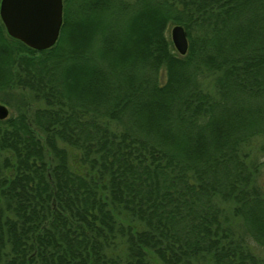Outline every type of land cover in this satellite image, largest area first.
<instances>
[{
	"label": "trees",
	"instance_id": "obj_1",
	"mask_svg": "<svg viewBox=\"0 0 264 264\" xmlns=\"http://www.w3.org/2000/svg\"><path fill=\"white\" fill-rule=\"evenodd\" d=\"M0 95V264H264V0H64L44 51L0 18Z\"/></svg>",
	"mask_w": 264,
	"mask_h": 264
},
{
	"label": "water",
	"instance_id": "obj_2",
	"mask_svg": "<svg viewBox=\"0 0 264 264\" xmlns=\"http://www.w3.org/2000/svg\"><path fill=\"white\" fill-rule=\"evenodd\" d=\"M0 17L10 37L34 50H48L61 35L64 0H2ZM172 41L179 54L188 53L189 40L183 26L173 28ZM10 114L9 108L0 104V121Z\"/></svg>",
	"mask_w": 264,
	"mask_h": 264
},
{
	"label": "rangeland",
	"instance_id": "obj_3",
	"mask_svg": "<svg viewBox=\"0 0 264 264\" xmlns=\"http://www.w3.org/2000/svg\"><path fill=\"white\" fill-rule=\"evenodd\" d=\"M1 1L2 0H0V6H1ZM1 18V17H0ZM175 26H171V28H170V30H169V36L171 37V39H172V31H173V28H174ZM0 97H1V95H0ZM0 104H3V105H6V104H4V103H0ZM7 106V105H6ZM8 108H9V110H10V112L12 111V109H11V107H9V106H7ZM256 145V147H258L259 146V142L258 143H256L255 144ZM256 156H259L257 159H258V162L260 161L261 163H262V175H261V179H260V181H261V183L262 184H264V155L263 154H258L256 151H254V156L253 157H256Z\"/></svg>",
	"mask_w": 264,
	"mask_h": 264
}]
</instances>
